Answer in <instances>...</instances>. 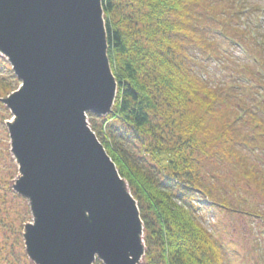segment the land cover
<instances>
[{"label": "trees", "instance_id": "trees-1", "mask_svg": "<svg viewBox=\"0 0 264 264\" xmlns=\"http://www.w3.org/2000/svg\"><path fill=\"white\" fill-rule=\"evenodd\" d=\"M250 6V0L103 1L118 93L114 113L105 119L90 114L89 122L138 202L146 264H230L228 251L202 223L199 204L261 212L237 211L214 194L221 176L206 170L219 157L248 187L264 189V174L249 156L255 152L249 148L264 150V59H254L260 72L247 71L251 84L242 86L234 47L224 51L219 40L236 36L247 48L254 38L264 44L263 31L255 34L249 22L258 11ZM214 65L220 67V83L212 76ZM16 79H1L0 98L16 90ZM245 127L263 140L246 135ZM137 144L138 158L132 150Z\"/></svg>", "mask_w": 264, "mask_h": 264}, {"label": "water", "instance_id": "water-1", "mask_svg": "<svg viewBox=\"0 0 264 264\" xmlns=\"http://www.w3.org/2000/svg\"><path fill=\"white\" fill-rule=\"evenodd\" d=\"M103 1L0 0V54L23 83L1 100L16 117L11 187L30 208L35 264H48L35 251L56 264H146L138 202L89 124L113 114L118 93Z\"/></svg>", "mask_w": 264, "mask_h": 264}, {"label": "rangeland", "instance_id": "rangeland-1", "mask_svg": "<svg viewBox=\"0 0 264 264\" xmlns=\"http://www.w3.org/2000/svg\"><path fill=\"white\" fill-rule=\"evenodd\" d=\"M250 4V7L258 10L255 16L258 18L259 12L264 10V0H250ZM252 13L255 12L252 10ZM251 22L256 27L258 26L254 22V18H252ZM262 22L263 26L258 27V31H263L262 34H264V21ZM225 45L220 46V48L222 49L224 46V49H227ZM234 56L238 61L236 65L239 70H242L244 58L240 57L237 52H235ZM213 68L211 69L212 76L220 83V67L214 65ZM217 74L220 75L218 76ZM10 76L15 77L11 65L0 57V83L2 82V78H9ZM247 83L249 86V82ZM22 85L23 83L19 81V86L16 88L15 93L20 91ZM11 94L4 97H8ZM1 105L3 106V104H0V242L2 243L0 246V264H35L26 253L23 237L24 223L27 221L32 222V215H30L27 200L16 193L11 187V182H14L20 176L18 165L14 164L10 151L11 138L9 127L15 124L16 117L12 115L10 110L6 109V106L2 109ZM216 124L219 127L217 122ZM250 125L253 127V123ZM245 129L244 133L246 135L253 133V131L247 130L246 127ZM256 135L258 138H261L260 141L263 140V137L259 136L258 133ZM132 148L133 152L137 155L136 158L140 157L141 146L137 144V146L134 145ZM249 152H254L252 153L253 155H248L253 157V161L256 162L255 164L263 174L264 164H261L257 159L262 152L261 149L250 150ZM260 158H264L262 154ZM148 159L145 164L148 168L153 169L154 163L151 159ZM218 159L220 158L214 157L212 162L208 163L206 169L211 168L213 172L221 176L216 183L218 189L214 191V194L226 197L230 205L237 211L248 212L253 208H257L263 215L259 216H262L261 220L253 217L249 218L241 213L231 212L230 209L214 208L210 204H204V202L203 204H199L202 208L199 214L202 216V223L212 232L216 241L218 240L219 243L223 244L224 250L228 251L230 264H264V189L262 191L259 189V185L255 183H252L253 187H248L247 180L243 176L237 174L228 165H221ZM242 198L247 200V205L240 202ZM15 229H17L16 232ZM33 258L37 262L56 264L53 259L42 258L39 251L34 252Z\"/></svg>", "mask_w": 264, "mask_h": 264}]
</instances>
